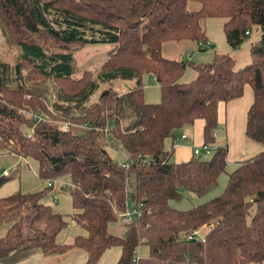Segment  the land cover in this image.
Listing matches in <instances>:
<instances>
[{
	"label": "trees",
	"instance_id": "16d2710c",
	"mask_svg": "<svg viewBox=\"0 0 264 264\" xmlns=\"http://www.w3.org/2000/svg\"><path fill=\"white\" fill-rule=\"evenodd\" d=\"M187 2L199 8L188 10ZM206 18L223 20L231 51L251 29L260 37L243 67L235 69L229 54H214L193 67L194 79L179 83L186 65L163 58L161 45L205 43ZM0 34L17 50L12 64L0 60V156L33 163L41 182L67 178L69 216L85 232L56 243L66 223L45 203L51 186L0 198V263L75 249L85 255L82 264H97L110 248L119 249L115 264L264 261V0H0ZM89 45L107 46L106 59L93 79L86 72L74 79L73 52ZM143 75L158 87L156 104L143 102ZM115 81L129 86L117 93L109 86ZM48 83L58 86L51 101ZM245 86L251 103L243 136L263 150L237 164L220 196L187 211L171 208L181 190L202 197L216 187L227 148L173 163L165 140L201 121L200 147L212 145L217 106L239 99ZM53 122L72 127L61 132ZM111 142L124 152L123 165L108 156ZM14 176L0 175V187ZM128 209L138 214L122 224ZM117 221L120 237L107 232ZM201 228L206 233L197 239ZM140 246L146 258L133 262Z\"/></svg>",
	"mask_w": 264,
	"mask_h": 264
},
{
	"label": "rangeland",
	"instance_id": "374dc122",
	"mask_svg": "<svg viewBox=\"0 0 264 264\" xmlns=\"http://www.w3.org/2000/svg\"><path fill=\"white\" fill-rule=\"evenodd\" d=\"M199 8V3L197 2H187L188 10H197ZM222 19L216 18H206L200 21V25L204 30L205 43L196 44L194 42L183 41L179 43L175 42H165L161 45L160 55L165 59L170 60H180L183 61L185 69L179 78V83H187L194 79L195 71L194 66L200 64L209 63L214 54H229L234 60V68L239 69L244 65L248 64V46L250 43L256 42L260 33L256 29H251L249 31L248 38L244 43L235 51H231L225 44L224 36L222 32ZM212 46V48H211ZM108 47L104 45H93V46H84L82 48L76 49L73 52V60L76 73L74 74V79L81 77L83 72H86L90 75V78H94L97 72L100 70L101 64L106 59V53ZM17 50L13 47H9L6 44L4 39L0 34V60L12 64L16 57ZM142 94L143 102L146 104H156L160 101V94L158 88L155 86L153 79L149 75L142 76ZM121 84L118 81L111 82L110 87H112L117 93H122L123 89ZM49 91V100L55 98L54 92L52 89L58 88L57 84L48 83L46 84ZM53 87V88H51ZM100 91V90H99ZM97 95H95L92 101L95 100ZM43 115V114H42ZM46 115V114H45ZM59 122H53L52 125L58 126ZM186 128V127H184ZM184 128L178 131L180 133ZM177 133V135H178ZM169 141V140H168ZM167 142V140H165ZM164 142V143H165ZM189 146H192V137L187 141ZM165 145V144H164ZM222 142H219L215 139L212 145H208L207 149L209 151L208 155H203L200 153L199 156H193L195 159H208L211 154L214 152L216 146H222ZM165 147V146H164ZM106 152L108 156L115 161L118 165H123L125 162V154L119 145L115 142H111V145H108ZM172 162V158L170 159ZM19 165L17 166V164ZM31 166L28 164L26 166L24 163L18 161L13 157L6 155L0 156V175L6 173H14L15 176L12 180L6 182L0 187V198H5L15 194L17 192L26 194L31 193L43 188V184L35 176V166L31 163ZM231 165L227 163L224 169V172L220 174L217 178L216 187L205 194L202 197H196L193 194H189L185 191H180V199L176 201L169 202V206L178 211H187L197 205H200L204 202H207L215 197L220 196L226 186L227 176L230 174L234 168H231ZM17 170V172H13ZM51 191L45 199L52 211H60L59 214L62 215L66 226L59 232L56 237L57 244H70L77 236H84L85 232L76 224H74L70 219V205L69 197L66 187L65 190H60V185L58 181H52ZM45 184V182H44ZM41 185V187H39ZM69 186V184H68ZM51 196V197H50ZM50 197V198H49ZM52 197L54 198L52 200ZM59 208V209H58ZM4 227L0 228V235L3 234ZM107 232L110 235L120 237L124 233V228L119 221L107 225ZM206 233L205 228H201L198 233H196L195 238L201 239ZM146 249L143 246H140L136 249L134 253V259L143 260L146 258ZM14 257V256H13ZM119 258V249L110 248L103 252L97 264H115ZM17 257L10 259L8 263L0 264H13V261ZM85 260V255L79 250H71L65 255L56 257L48 256L44 258L41 254L37 253L34 256H30L29 259L19 262L16 261V264H82Z\"/></svg>",
	"mask_w": 264,
	"mask_h": 264
},
{
	"label": "crops",
	"instance_id": "0c3cea01",
	"mask_svg": "<svg viewBox=\"0 0 264 264\" xmlns=\"http://www.w3.org/2000/svg\"><path fill=\"white\" fill-rule=\"evenodd\" d=\"M128 86L129 84L127 83L121 84V87L124 89L128 88ZM155 86L157 87L156 84ZM250 103H251V91L247 86H245L243 89V94L239 99L230 101L225 105L219 104L217 106V128L214 131L213 136L214 139H216L219 142H222L223 144L222 146L225 145V147L227 148L226 164L227 163L233 164L231 165V168L233 167L234 169L236 168L239 162L249 159L263 150L262 147L245 139L243 136L245 114ZM201 129H202V122L195 121L192 126L184 128L180 133L177 132L178 135L176 133L175 137L172 140L167 139V142L164 143L165 144L164 146L165 149L167 150L170 149V147H172L171 158L173 163H182L193 158L192 150L196 148L199 149L202 144ZM182 135H184L185 138H181ZM191 137H192V146H189V143H187V141L190 140ZM55 181H58V184L61 186L60 187L61 191L65 190L66 187H68L69 181L67 178H61ZM41 183L43 184V188H44L45 187L44 182ZM39 187H41V185ZM53 199L54 198L52 197V200ZM69 205H70V198H69ZM53 212L58 214L60 213L59 210ZM71 212L72 210L70 207V214ZM36 254L37 253L32 254L30 256H34ZM63 255H59L56 257H60ZM30 256L20 260L19 262L29 259ZM260 264H264V261L261 262Z\"/></svg>",
	"mask_w": 264,
	"mask_h": 264
},
{
	"label": "built area",
	"instance_id": "2783aa9c",
	"mask_svg": "<svg viewBox=\"0 0 264 264\" xmlns=\"http://www.w3.org/2000/svg\"><path fill=\"white\" fill-rule=\"evenodd\" d=\"M57 127H58L59 131L67 132V131L70 130V128L72 126L70 124H68V123H61V124L59 123ZM83 127H85V126H82V128ZM181 138H185V136L182 135ZM200 153H202L203 155H207L209 153V151H208L206 146L200 147L199 149L196 148V149L192 150V155L193 156H199ZM45 185L47 187H50L51 183L49 181H46ZM137 214L138 213L135 210H131V209L126 210L123 214L120 215L121 223L122 224L130 223ZM135 261H136V259H133V262H135Z\"/></svg>",
	"mask_w": 264,
	"mask_h": 264
},
{
	"label": "water",
	"instance_id": "95a60500",
	"mask_svg": "<svg viewBox=\"0 0 264 264\" xmlns=\"http://www.w3.org/2000/svg\"><path fill=\"white\" fill-rule=\"evenodd\" d=\"M211 48H212V46H211Z\"/></svg>",
	"mask_w": 264,
	"mask_h": 264
}]
</instances>
